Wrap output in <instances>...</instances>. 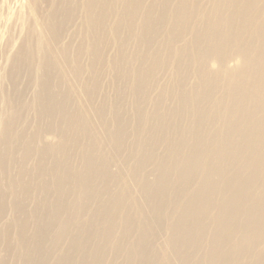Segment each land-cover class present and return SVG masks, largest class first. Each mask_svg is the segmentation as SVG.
Segmentation results:
<instances>
[{"label":"rangeland","instance_id":"1","mask_svg":"<svg viewBox=\"0 0 264 264\" xmlns=\"http://www.w3.org/2000/svg\"><path fill=\"white\" fill-rule=\"evenodd\" d=\"M130 1L39 0L33 32L24 6L19 19L4 8L14 38L4 50L17 62L0 60V264H264V238L232 246L253 201L224 222L228 243L214 241L212 219L239 169L219 147L234 145L240 132L223 138L225 113L209 117V102L224 95L216 70L196 75L193 68L192 56L206 48L199 16L187 17L198 21L195 32L170 40L183 26L173 19L180 5L211 10L214 0H140L132 11ZM190 89L200 94L193 104ZM205 146L219 156L200 158L195 175L172 167ZM221 158L222 173L204 180L201 166Z\"/></svg>","mask_w":264,"mask_h":264},{"label":"bare ground","instance_id":"2","mask_svg":"<svg viewBox=\"0 0 264 264\" xmlns=\"http://www.w3.org/2000/svg\"><path fill=\"white\" fill-rule=\"evenodd\" d=\"M17 1L18 0H0V60L5 59V62H11L12 64L15 63L16 57L13 58L9 52H6L4 50L5 44L7 46L8 44L14 42V38L10 35V32H7L5 30L6 28L3 21L4 8L6 7L8 10H10V14L14 16L15 19H19L22 17V6H24L27 15L25 18H23L24 21L28 24L29 32H33L34 24L39 18V0H23L25 5H23V3L19 4L17 3ZM166 1L167 0H159L160 4H165ZM139 3L140 0H131L129 2L128 8L130 10L133 8H137L139 6ZM191 5L193 4L191 3ZM200 7L201 4L199 7H188L185 5H180L178 10L174 13L173 19L177 25L183 24V26L181 27V30H178V28V31H173L174 33L172 34L169 32L171 34L170 40L175 41L176 39H180V35L183 31H185L186 33L190 32L191 35V33H193L195 29L194 24L198 21L191 23L189 22L191 21V19H188L187 17L191 14H196V16H199V24H201L204 30V33L201 32V38L206 42V48L203 46L205 48V56H192L194 58L195 65L193 67L195 70H193L195 71L196 75H204L208 70H216L217 74H220L218 78L219 80L216 79V82H220L219 84H221V91L224 95V99H216L215 97L209 102L211 108L209 117L212 119H216L217 117H214L216 114L219 115L222 112L225 113L226 117L222 122V126L224 129L222 136L223 138H227L231 134H234L238 131L240 132V134L238 135V139L236 140V143L234 145L230 146L228 144L221 143L219 147V151H225L227 153V158L229 160L239 161V169L231 172L230 177L226 179V187H228L226 206H224V208L217 209L216 214L212 219V225H214L215 228L218 229V233H215L214 235V241L219 244L228 243L230 239V233L226 234V232H229V230L228 228H226L224 222L226 221V219L234 218V216L236 215V211L238 210L241 203L253 201L251 206L245 210L240 240L238 244L232 245L234 249H237L235 251H239L241 249H245L246 247L250 248L257 246L256 244H251V242L253 240L258 242L259 240L264 238V0H224V2H222V0H214L213 8L211 10H206ZM150 13V11L147 13V21L149 20ZM169 17H172V15H169ZM131 19L132 18H130L129 20ZM172 21L173 20L171 19V22ZM171 22L169 23L171 24ZM148 25L149 24H147V26ZM197 28L199 29V27ZM30 35H32V33ZM140 37L141 36H139V38ZM189 39H191V37ZM166 40L168 41V39ZM3 42H5V44H3ZM189 45L185 46V56L186 54H191V52L189 53V51L191 50V47ZM181 51L180 56L182 55ZM193 51L194 50H192V53ZM177 56H179L178 53L174 54L173 56H171V58L173 57L171 60H174L175 58H177ZM98 59L99 56L97 57V60ZM97 62L99 63V61ZM192 64L193 63H191V65ZM143 81L144 80H142V84ZM208 82L209 84L212 83L211 80ZM199 85L201 86V84ZM203 89V95H205L207 91L210 92L209 87L207 89L206 83ZM197 90L192 89L188 92L186 96L187 102L193 104L198 101L200 94L198 93L199 90ZM218 90L220 92V88ZM184 94L186 93L184 92ZM6 97L8 98V96ZM3 98L2 96L0 97V99ZM196 115L197 114H195V116ZM239 120L243 122L241 126L237 125V121ZM0 126H3V123H0ZM217 135L218 134H216V136ZM54 138L56 137L54 136ZM214 156L216 158L219 155L218 153L214 154L212 152V149L205 146L202 148V151L199 154L192 152L188 157L180 161L178 160V158H176L175 160H173L172 167L180 170H189L192 167V169L190 170V174L195 175L196 170H194L193 164L197 163L200 158H203V160H209ZM200 163L202 165V161H200ZM222 163L223 162L221 158L220 164L214 168L209 166H201V174L203 175V179L208 180V177L209 175H211V173H222V171L224 170V165ZM248 169H260L261 174L247 177L243 176V179L241 177V175H243L242 172L248 171ZM162 177H165V175H162ZM189 178L183 179V183H187L189 181ZM258 183L261 184L260 188H262V192L257 196L254 191V187ZM205 187L206 186L201 183V185L199 186V191L203 192V190H205ZM197 197L199 199L200 196L198 195ZM198 199L196 198L198 204L205 209L208 206L207 202H202ZM178 212L179 214H185L186 211L180 208ZM252 226L258 228V230L254 232L255 235H253L250 231V228ZM205 229V227H200L199 230H197V237H203L206 234Z\"/></svg>","mask_w":264,"mask_h":264}]
</instances>
